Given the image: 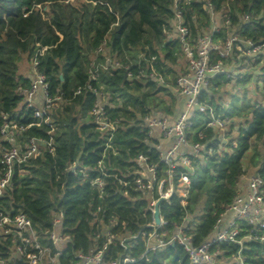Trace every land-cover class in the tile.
I'll list each match as a JSON object with an SVG mask.
<instances>
[{
	"label": "trees",
	"instance_id": "obj_1",
	"mask_svg": "<svg viewBox=\"0 0 264 264\" xmlns=\"http://www.w3.org/2000/svg\"><path fill=\"white\" fill-rule=\"evenodd\" d=\"M213 3L219 10H228L231 17L221 38L240 28L243 38L264 43V0ZM189 7L185 14L187 24L194 31L200 26L205 28V15L199 5L194 2L193 8ZM172 17V0H0V128L7 116L18 126L26 127L22 132L13 131L20 146L36 138L42 147L40 154L15 165L0 204L7 213L26 214L39 232L50 228L54 215L62 213V225L71 239L59 256L60 264H75L77 253H88L103 244V239H94L93 213L98 207L102 208L104 226L116 220L109 228L115 234L138 233L152 221L149 194L136 191L131 184L125 186L120 180L131 181L139 175L140 156L157 166L160 178L165 171L158 140L149 137L143 118L155 115L173 119L184 107V98L180 96L183 102L177 105L178 95L169 88L178 75L173 67L181 59L178 41L163 33ZM245 17L253 25L245 23ZM102 45L99 61L107 55L122 63L117 69H100L98 80L92 81L94 88L108 96L106 114L116 125L110 141L109 132L100 131L94 122L96 98L86 88L89 64ZM263 56L264 50L255 55V65ZM35 59L38 71L50 85V95L60 96L48 110L49 121L40 124L34 108H25L18 92L19 86H30L29 72ZM23 60L30 65L26 76L20 71ZM141 68L146 73L156 72L164 83L128 77L129 72L136 76ZM255 71L264 78V66ZM246 78L239 79V83ZM230 80L217 75L204 89L201 100L216 115L228 116L230 129L238 126L237 136L231 138L221 154L195 164L185 203L176 191L168 201L159 203L166 221L161 232L170 235L187 221L183 232L195 245L210 238L219 214L238 192V185L247 174L243 161L252 141L258 147L250 164L264 182V151L258 149L264 148V101L252 103L243 88L242 96L232 95L225 106L218 90ZM79 88L81 92L77 93ZM235 118L241 120L238 125ZM210 119L209 110L193 118L190 137L194 141H216L218 132L208 126ZM201 133L205 135L203 139L199 138ZM49 142L52 148L47 146ZM10 147L0 134V160ZM73 165L77 166L76 172L70 169ZM81 169L87 177L79 172ZM103 170L107 175L102 176ZM2 172L0 162V175ZM101 176L105 183L102 194L91 183ZM174 183L177 184V177ZM137 242L127 249L118 242L112 243L107 253L113 259L127 255L137 258L129 264H190L186 250L178 243L149 250L140 258L147 246L142 240ZM238 250L235 244L220 245L224 258H231ZM3 253L8 255L7 248ZM241 253L252 264H264V241L246 242Z\"/></svg>",
	"mask_w": 264,
	"mask_h": 264
},
{
	"label": "built area",
	"instance_id": "obj_2",
	"mask_svg": "<svg viewBox=\"0 0 264 264\" xmlns=\"http://www.w3.org/2000/svg\"><path fill=\"white\" fill-rule=\"evenodd\" d=\"M194 2L199 5L205 15L207 24L205 28L200 26L196 31L187 24L185 19L186 11L190 10V7L189 9L187 7L191 6L192 9ZM172 9L173 17L169 26L164 27L163 33L167 38L178 41L181 58H184L186 64V71L178 73L169 88L174 94L184 98V107L173 119L169 116L158 117L155 115L143 118V124L148 130L149 137L155 139V133L159 131L164 138L171 140L170 146L164 150H161L159 144L157 145L160 151V161L164 164L165 171L163 177L160 178L157 166L148 164L147 158L140 156L142 170L139 175L131 181L120 180L125 186L131 184L136 191H145L149 194L152 221L138 233L115 234L110 232L109 228L116 224V220L112 219L107 227L104 226L101 216L102 208L98 207L93 213L94 239H103V244L91 248L88 253H77L75 264L133 263L137 258L129 255L113 259L107 253L108 246L118 242L121 247L127 249L133 244H138V240L144 241L147 246L145 253L140 258L145 257L149 250L178 243L186 250L190 264H216L222 254L220 245L225 243L239 246L237 254L231 257L233 264H252L241 253L244 244L248 241H264V182L261 175L256 172L248 177L246 186L238 185V192L232 202L225 206L219 214L214 233L209 239L195 245L192 238L184 234L185 226L183 224L177 226L170 235L161 232L166 221L160 214L159 203L168 201L174 191L183 197L185 203L191 176L195 173V164L204 158L218 156L227 148L228 138L225 128L230 123V118L223 117L222 114L216 115L212 107L202 102L201 97L204 89L217 75L233 77L234 69L230 67H233L231 64H235L239 57L246 55L245 57L255 58L256 54L264 50V43L258 44L250 38H243L240 28L230 32L226 38H221L224 29L231 24V17L228 10L217 9L213 0H172ZM245 23L253 25L247 17H245ZM102 52L103 45L97 49L91 59L88 70L89 83L86 88L92 91L96 98L92 111L94 122L100 131L109 132L110 141L116 125L108 119L106 114L105 103L108 96L94 88L92 81L98 80L100 69H117L122 67V63L107 55L104 61H99L98 58ZM140 57L144 61L146 60L145 56L141 55ZM150 64L152 65V63ZM37 65L38 61L35 59L31 66L30 86H19L18 92L23 98L22 105L27 109L34 108V116L40 119L37 123L40 124L43 121H49V118H46L48 110L57 104L60 96L53 98L50 95V85L45 76L38 71ZM126 69L129 70L128 67ZM128 77L135 79L146 77L164 83V79L156 72L146 73L142 68L136 76L129 72ZM80 92L81 88L77 93ZM38 95L42 97L40 103L37 101ZM208 110L211 115L208 126L218 132V137L216 141L213 139L194 141L190 137L193 118L198 113ZM25 129L26 127L18 126L7 116H4L0 134L11 144V147L3 152L0 160L3 166V172L0 175V199L12 180L15 165L42 152L39 139L30 138L24 146L18 144L19 141L13 131L22 132ZM204 136L201 133L199 138L203 139ZM47 146L52 148V143H47ZM70 169L76 172L77 166L73 165ZM79 172L84 177L88 176L82 169ZM105 175L107 174L103 170L102 176ZM102 176L91 182L101 194L105 186ZM176 177L177 184L175 185L174 178ZM166 184L168 186L165 188ZM157 208L159 223L155 222ZM62 218V213H56L52 219L51 227L39 232L26 214L23 212L7 213L0 204V264H17L19 262L21 264H60L59 256L62 254L63 247L71 239V235L65 231L62 225ZM145 228L150 230L147 231ZM3 247L8 250L7 256H4L5 248Z\"/></svg>",
	"mask_w": 264,
	"mask_h": 264
},
{
	"label": "rangeland",
	"instance_id": "obj_3",
	"mask_svg": "<svg viewBox=\"0 0 264 264\" xmlns=\"http://www.w3.org/2000/svg\"><path fill=\"white\" fill-rule=\"evenodd\" d=\"M245 56L246 55H243L244 61L242 60V56H241L238 58V61L235 64H231V66L233 67H230V68L234 69V75L233 77L230 78L231 80L228 84H226L225 86H223L222 88L218 90V96L220 97V99H222L225 106H227L229 101L232 99L233 97L232 95L238 94L239 96H242V93L244 92L243 88H245L247 97L250 98V101L252 103H256V102L260 103L264 101V89H263V84H261V83H264V78L258 73V71L257 72L255 71V70L262 68V66H264V56L260 58L258 65H255V62H256L255 58H252L251 60H249V58ZM29 69H30L29 63L23 60L22 63L20 64V71L26 76L28 74ZM173 69H175L178 73H181L182 71L184 72V70L186 71V64H185L183 57L180 59V61L178 62L176 66L174 65ZM241 78H246V81L239 83L238 80ZM177 97H178L177 105L181 106L183 101L180 96H177ZM234 120L236 122L235 124L237 125H238V121L239 122L241 121L237 118H235ZM237 127L236 129L234 128L233 130V129H230L229 125L226 126L225 129L227 131L225 132L227 133V136H228L227 142H229L232 137L237 136ZM251 143H252L251 149L245 155V158L243 161L244 168L245 170H247V174H246L247 178L250 177V175L254 173L255 171V168L251 167L250 157L254 156L255 150L258 147L255 141H252ZM258 149L260 152L264 151L263 146L262 148L259 147ZM187 223L188 222L186 221L184 225H187ZM216 264H233V259L224 258L221 255L220 258L217 259Z\"/></svg>",
	"mask_w": 264,
	"mask_h": 264
},
{
	"label": "crops",
	"instance_id": "obj_4",
	"mask_svg": "<svg viewBox=\"0 0 264 264\" xmlns=\"http://www.w3.org/2000/svg\"><path fill=\"white\" fill-rule=\"evenodd\" d=\"M30 72H31V70H30ZM30 72H29V75H30ZM37 101H38V103H40V102L42 101V97H41V95H38V96H37ZM155 139L158 140V144H159L161 150H164L165 148L169 147L170 144H171V140L168 139V138H164V137L160 134L159 131H157V132L155 133ZM247 180H248V178L245 177V178L239 183V185H241V186H246V184H247ZM241 183H243V184H241Z\"/></svg>",
	"mask_w": 264,
	"mask_h": 264
},
{
	"label": "water",
	"instance_id": "obj_5",
	"mask_svg": "<svg viewBox=\"0 0 264 264\" xmlns=\"http://www.w3.org/2000/svg\"><path fill=\"white\" fill-rule=\"evenodd\" d=\"M159 221H160V218H159V210H158V208H157V210H156V212H155V222H156V223H159Z\"/></svg>",
	"mask_w": 264,
	"mask_h": 264
}]
</instances>
